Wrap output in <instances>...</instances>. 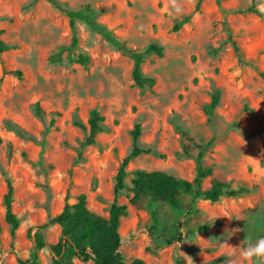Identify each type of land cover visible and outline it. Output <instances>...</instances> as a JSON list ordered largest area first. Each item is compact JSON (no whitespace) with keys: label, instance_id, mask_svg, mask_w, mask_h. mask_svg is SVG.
Wrapping results in <instances>:
<instances>
[{"label":"rangeland","instance_id":"obj_1","mask_svg":"<svg viewBox=\"0 0 264 264\" xmlns=\"http://www.w3.org/2000/svg\"><path fill=\"white\" fill-rule=\"evenodd\" d=\"M60 1L81 12L76 42L70 16L49 1L0 0V38L12 46L3 63L22 72L3 79L0 60V264L34 261L29 231L35 234L63 210L69 189L73 202L86 193L90 209L109 216L137 124L140 145L152 152L131 160L119 195L129 208L120 229L125 260L244 264L241 241L264 237V14L248 10L262 0ZM186 17L189 22L175 30ZM230 31L239 52L228 40ZM150 43L162 46L163 56L147 52ZM130 50L143 54L142 71L156 79L153 88L136 85ZM80 55L89 57L88 64L78 61ZM217 90L220 103L212 110ZM94 109L105 116L104 131L84 146ZM201 150L204 165L214 169L201 190L219 179L248 191L212 202L195 187L182 191L179 208L151 195L132 204L138 169L194 181ZM8 178L21 220L15 235L4 204ZM45 234L56 244L62 227L53 225ZM39 260L52 263L49 247L40 250Z\"/></svg>","mask_w":264,"mask_h":264},{"label":"trees","instance_id":"obj_2","mask_svg":"<svg viewBox=\"0 0 264 264\" xmlns=\"http://www.w3.org/2000/svg\"><path fill=\"white\" fill-rule=\"evenodd\" d=\"M47 1L70 16L71 26L75 34L74 42H76V20L81 15V12L70 8L60 0ZM248 10L263 15L255 6L249 7ZM189 20L190 18L186 17L178 22L175 25V30H179ZM1 32H3L2 29H0ZM228 40L233 43L239 52L240 45L232 31H230ZM11 48L12 46L10 44L0 38V60L2 63L3 54ZM146 51H155L160 56L164 54L163 47L157 43H150ZM130 52L133 53L135 58L133 77L136 85L140 88H153L156 85V79L144 75L142 71L141 63L143 61V54L133 50H130ZM241 59L243 58L241 57ZM78 61L86 65L89 62V57L80 55ZM3 69V79L7 75H22L20 70H7L4 63ZM262 75L264 76V72H262ZM220 96L221 92L217 90L211 103L212 110L219 105ZM36 112L40 116L44 115V111L39 103L36 104ZM104 120L105 116L101 115L98 110H92L89 117L90 131L85 138L84 146L92 145L96 142L98 134L104 131ZM76 124L82 128H86V125L81 121H77ZM142 131V126L137 124L132 132L134 145L119 168L114 188V202L111 206L109 216L105 217L93 212L88 205L89 201L86 193H81L77 201L73 202L71 189H69L66 194L63 210L57 215L49 216L47 222L38 226L35 234H32L33 229H30L29 235L35 239L36 243L34 261L19 259L21 264H39V252L44 247H49L53 253V261L51 264H75V258H79L84 262L92 261L93 264H145V260L142 258L134 259L131 262L126 261L120 250L123 244L120 231L122 219L129 214V208L127 204H121L119 202V195L127 187L126 178L128 176V166L135 157L152 152L151 148L143 147L139 143ZM212 142L210 141L209 145H212ZM184 150L185 154L191 155L192 152L187 144L184 146ZM204 157L205 151L201 150L196 157L197 176L194 181L175 176L164 170L147 171L138 169L136 171V177L133 180L132 191L134 196L131 199L132 204L137 205L143 196L151 195L155 200L179 208L181 206L179 197L182 191H191L195 187H197V195H204L205 198L212 202H217L225 195L237 196L248 191V188L231 189L228 182L219 179L213 181L210 189L205 191L201 190L204 179L212 176L214 173L212 166L204 165ZM7 186L8 190L4 196L6 219L11 227V233L15 235L20 228L21 220L14 210L15 186L9 178L7 179ZM53 225H60L62 227L61 239L56 244L48 243L45 234V231Z\"/></svg>","mask_w":264,"mask_h":264},{"label":"clouds","instance_id":"obj_3","mask_svg":"<svg viewBox=\"0 0 264 264\" xmlns=\"http://www.w3.org/2000/svg\"><path fill=\"white\" fill-rule=\"evenodd\" d=\"M257 10L264 14V0L257 6ZM216 218L217 217L210 218V223L208 224L211 225ZM232 234V232H228L227 237L230 238ZM220 243L222 245H228V243L221 242V240ZM239 247V254L244 264H248L249 261H252V264H264V237H260L253 242L250 237L245 236L239 244Z\"/></svg>","mask_w":264,"mask_h":264}]
</instances>
